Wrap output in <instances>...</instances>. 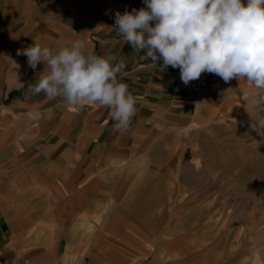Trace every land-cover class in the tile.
Returning <instances> with one entry per match:
<instances>
[{
  "label": "crops",
  "instance_id": "0c3cea01",
  "mask_svg": "<svg viewBox=\"0 0 264 264\" xmlns=\"http://www.w3.org/2000/svg\"><path fill=\"white\" fill-rule=\"evenodd\" d=\"M144 7L0 0V264L264 263L253 235L239 240L213 221L205 178L184 173L190 147H176L233 117L252 86L210 73L185 86L175 68L144 59L115 29L116 12ZM76 40L125 64L117 78L136 102L128 130L114 129L107 107L29 92L48 67L30 68L17 50L35 41L55 53Z\"/></svg>",
  "mask_w": 264,
  "mask_h": 264
},
{
  "label": "clouds",
  "instance_id": "9594fccd",
  "mask_svg": "<svg viewBox=\"0 0 264 264\" xmlns=\"http://www.w3.org/2000/svg\"><path fill=\"white\" fill-rule=\"evenodd\" d=\"M144 2V8L115 14V29L134 51H144L143 58L154 63L162 61L164 68H178L185 86L205 72L225 83L245 80L253 89L249 106L264 111V0ZM17 55L26 56L32 69L40 63L48 67L46 75L30 84L32 94L43 92L48 100L62 97L73 108L107 107L115 130L130 127L136 102L117 78L123 61L113 65L115 57L88 52L81 40L55 53L34 41ZM252 128L264 135V118Z\"/></svg>",
  "mask_w": 264,
  "mask_h": 264
},
{
  "label": "rangeland",
  "instance_id": "374dc122",
  "mask_svg": "<svg viewBox=\"0 0 264 264\" xmlns=\"http://www.w3.org/2000/svg\"><path fill=\"white\" fill-rule=\"evenodd\" d=\"M247 98L233 117L212 124L192 135L189 143L176 147H190L184 155V164L192 160L194 167L187 166L184 173L205 178L206 184L202 185L205 188H200L211 193L207 205L220 209L218 215L211 217L213 221L224 232L236 234L239 240L251 239L253 235L252 255L256 262H261L264 260V135L254 131L252 125L264 118V111L250 107ZM178 174L176 171L175 175ZM242 250L247 249H239Z\"/></svg>",
  "mask_w": 264,
  "mask_h": 264
},
{
  "label": "built area",
  "instance_id": "2783aa9c",
  "mask_svg": "<svg viewBox=\"0 0 264 264\" xmlns=\"http://www.w3.org/2000/svg\"><path fill=\"white\" fill-rule=\"evenodd\" d=\"M176 74L180 77V70L178 68H175ZM209 76V73H202L201 77L198 80L199 83L203 84Z\"/></svg>",
  "mask_w": 264,
  "mask_h": 264
}]
</instances>
